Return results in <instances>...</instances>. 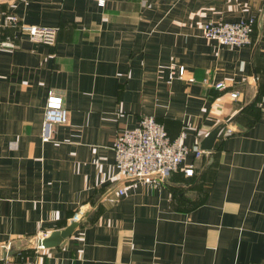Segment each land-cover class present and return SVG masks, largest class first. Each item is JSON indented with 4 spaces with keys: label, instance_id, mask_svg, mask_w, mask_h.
<instances>
[{
    "label": "crops",
    "instance_id": "crops-1",
    "mask_svg": "<svg viewBox=\"0 0 264 264\" xmlns=\"http://www.w3.org/2000/svg\"><path fill=\"white\" fill-rule=\"evenodd\" d=\"M0 11L59 27L54 45L23 35L0 48V256L8 246L36 264H264V0H0ZM248 16L250 45L201 34ZM49 89L68 119L43 142ZM143 115L189 148L158 186L113 167L115 135ZM228 121L232 132L202 150Z\"/></svg>",
    "mask_w": 264,
    "mask_h": 264
},
{
    "label": "built area",
    "instance_id": "built-area-1",
    "mask_svg": "<svg viewBox=\"0 0 264 264\" xmlns=\"http://www.w3.org/2000/svg\"><path fill=\"white\" fill-rule=\"evenodd\" d=\"M103 5L105 0H96ZM255 17L248 16L232 21L216 20L203 24L201 34L205 39L216 41L220 45L228 47H244L252 42V33L255 26ZM3 27L13 29V34H1ZM59 32L58 26L36 25L23 22L18 16L0 11V48H14L20 36H27L31 41L54 45ZM184 68L179 67L176 72L181 78ZM203 83L224 91L228 88L223 81H210L203 78ZM233 98H237V89L230 91ZM68 110L64 106L60 93L49 89L44 105L43 120L41 126V140L47 142L52 139V128L55 124L66 123ZM226 133H231L227 127ZM184 132L171 138L162 122L152 115H143L139 118L135 127L124 129L117 133L113 139V167L116 173L124 178L140 181L145 184L158 186L164 182L168 173L179 168L189 148L184 143ZM196 157L200 156L202 150L194 148ZM187 176L193 173V165L184 168ZM104 179H100L102 183ZM119 193H123L119 189ZM37 247L42 246V237L37 236ZM8 246L3 247V255L0 256V264H36L28 257L15 258L8 252Z\"/></svg>",
    "mask_w": 264,
    "mask_h": 264
},
{
    "label": "water",
    "instance_id": "water-1",
    "mask_svg": "<svg viewBox=\"0 0 264 264\" xmlns=\"http://www.w3.org/2000/svg\"><path fill=\"white\" fill-rule=\"evenodd\" d=\"M220 131V125L215 127L211 132H209L200 142V148L202 150H210L213 147L214 141L218 136ZM3 255V254H2Z\"/></svg>",
    "mask_w": 264,
    "mask_h": 264
},
{
    "label": "trees",
    "instance_id": "trees-1",
    "mask_svg": "<svg viewBox=\"0 0 264 264\" xmlns=\"http://www.w3.org/2000/svg\"><path fill=\"white\" fill-rule=\"evenodd\" d=\"M3 30L5 29V30H7V29H9L8 27H3L2 28ZM12 29V28H11ZM232 121V120H231ZM227 123H229V121L228 122H225L224 124H220V131H219V133L220 134H222L224 131H225V129H226V127H227ZM219 133H218V135H219ZM227 134H229V133H227ZM178 170V169H177ZM176 171V170H175ZM175 171H172V172H175ZM193 171H194V166H193ZM171 172V173H172ZM184 172V171H183ZM185 173V172H184ZM193 174V173H192Z\"/></svg>",
    "mask_w": 264,
    "mask_h": 264
}]
</instances>
